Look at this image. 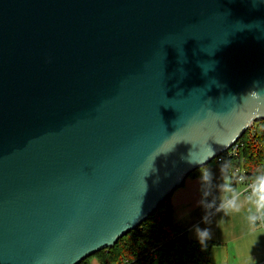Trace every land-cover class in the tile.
<instances>
[{"label": "water", "instance_id": "95a60500", "mask_svg": "<svg viewBox=\"0 0 264 264\" xmlns=\"http://www.w3.org/2000/svg\"><path fill=\"white\" fill-rule=\"evenodd\" d=\"M264 121V0H0V264H80Z\"/></svg>", "mask_w": 264, "mask_h": 264}, {"label": "crops", "instance_id": "0c3cea01", "mask_svg": "<svg viewBox=\"0 0 264 264\" xmlns=\"http://www.w3.org/2000/svg\"><path fill=\"white\" fill-rule=\"evenodd\" d=\"M243 188L237 187L239 195L234 197L229 173L215 162L191 173L173 192L174 223L191 240L211 244L213 264H264V221L259 222L264 215V184L257 182L249 195H241ZM213 203L225 206L214 214ZM197 227L207 229L208 238L199 240ZM90 264L99 262L94 258Z\"/></svg>", "mask_w": 264, "mask_h": 264}, {"label": "trees", "instance_id": "16d2710c", "mask_svg": "<svg viewBox=\"0 0 264 264\" xmlns=\"http://www.w3.org/2000/svg\"><path fill=\"white\" fill-rule=\"evenodd\" d=\"M239 143L237 156L227 160V166L232 171L241 169L245 183L256 182L264 177V121L255 122ZM210 247V243L191 240L176 226L172 193L113 248L102 250L80 264H90L94 258L99 264H213Z\"/></svg>", "mask_w": 264, "mask_h": 264}, {"label": "built area", "instance_id": "2783aa9c", "mask_svg": "<svg viewBox=\"0 0 264 264\" xmlns=\"http://www.w3.org/2000/svg\"><path fill=\"white\" fill-rule=\"evenodd\" d=\"M241 147V143H239V140L233 145V147H231L229 150H227L225 153L221 154L219 157L216 158L217 163L222 165L225 170L229 173V180H230V185L231 186V190H232V195L234 197H237L239 195V192L237 190V187L239 185H242L243 191L241 192V195H249L253 192V186L261 181V179H259L256 182H252V183H245L244 180V172L241 169H235L234 171L230 170L227 166V160L236 157L239 149ZM232 198L227 199V202H230ZM224 205H221L219 203H213L210 206V210L212 213H217L218 211H220L222 209ZM264 221V215H260L259 216V222H263Z\"/></svg>", "mask_w": 264, "mask_h": 264}, {"label": "clouds", "instance_id": "9594fccd", "mask_svg": "<svg viewBox=\"0 0 264 264\" xmlns=\"http://www.w3.org/2000/svg\"><path fill=\"white\" fill-rule=\"evenodd\" d=\"M203 178H204L205 180H207V179H208V175L205 174ZM260 179H261V183L264 184V177H261ZM204 219L206 220L207 218L205 217ZM195 231H196V233H197V238H198L199 240L206 239V238H208V236H209V233H208L207 229H201V228L197 227V228L195 229Z\"/></svg>", "mask_w": 264, "mask_h": 264}, {"label": "rangeland", "instance_id": "374dc122", "mask_svg": "<svg viewBox=\"0 0 264 264\" xmlns=\"http://www.w3.org/2000/svg\"><path fill=\"white\" fill-rule=\"evenodd\" d=\"M212 163H215V162H212ZM239 186H241V185H239ZM239 186H238V187H239ZM224 206H225V205H224ZM224 206H223L222 208H224ZM221 210H222V209H221Z\"/></svg>", "mask_w": 264, "mask_h": 264}]
</instances>
